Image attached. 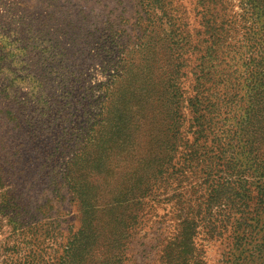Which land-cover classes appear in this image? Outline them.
Returning <instances> with one entry per match:
<instances>
[{
	"label": "rangeland",
	"instance_id": "374dc122",
	"mask_svg": "<svg viewBox=\"0 0 264 264\" xmlns=\"http://www.w3.org/2000/svg\"><path fill=\"white\" fill-rule=\"evenodd\" d=\"M177 1L174 12L163 13L155 0L149 6L140 0H0V264L87 259L89 232L106 238L109 218L97 212L91 224L79 193H96L91 201L101 206L129 202L120 264H182L170 253L160 259L175 236L180 186L162 188L165 176L146 166L145 153L157 147L169 114L155 107L163 89L142 63L148 59L154 72L162 65L172 72L179 53L170 25L198 27L194 0ZM241 7L240 0H223L217 11L233 22L235 41L249 25ZM181 53L186 76L179 82L187 89L186 45ZM244 66L242 57L238 76L249 69ZM182 114L189 118L187 109ZM186 124L182 139L189 138ZM67 171L75 179L72 189L62 185ZM228 237L210 239L198 230L197 264H223L233 245Z\"/></svg>",
	"mask_w": 264,
	"mask_h": 264
},
{
	"label": "trees",
	"instance_id": "16d2710c",
	"mask_svg": "<svg viewBox=\"0 0 264 264\" xmlns=\"http://www.w3.org/2000/svg\"><path fill=\"white\" fill-rule=\"evenodd\" d=\"M148 1L140 0L145 6H149ZM176 1L155 0V4L163 13L167 9L174 12ZM240 3L242 20L249 23L240 39L235 41L228 16L220 18L217 13L223 0H194L198 27L189 31L181 22L170 25L177 38L172 44L179 53L170 64L172 72L163 65L154 72L148 59H142L145 72H150L156 86L163 89L155 100L161 106L156 103L155 107L165 108L169 114L157 147H149L145 153L146 166L156 165V174L165 176L162 188L170 182L176 185L175 190L180 186L173 195L175 236L162 248L160 259L170 253L182 264H197L193 239L201 230L210 239L226 232L231 236L233 245L223 264H264V0ZM184 45L191 62L187 89L179 82L180 75L186 76L181 73V67H185L181 57ZM162 47L165 52L170 48L168 44ZM242 57L249 69L238 76ZM229 62L237 63L229 67ZM134 80H138L137 75ZM164 96L170 97V103L162 102ZM185 109L187 120L182 114ZM6 115L11 117L10 113ZM185 122L189 138L182 139L185 134L180 130ZM140 161L145 163L144 159ZM63 175L64 188H74L73 174L67 171ZM96 196L79 193L78 198L86 217H92L91 224L97 212L108 213L107 237L98 240L96 231L89 232L87 259L79 264H120L121 220L129 202L112 200L101 206L93 202Z\"/></svg>",
	"mask_w": 264,
	"mask_h": 264
}]
</instances>
